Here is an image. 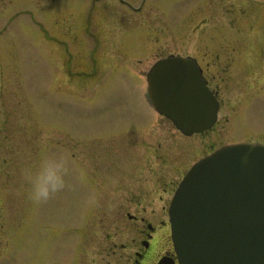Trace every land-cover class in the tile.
Listing matches in <instances>:
<instances>
[{"label":"rangeland","instance_id":"rangeland-1","mask_svg":"<svg viewBox=\"0 0 264 264\" xmlns=\"http://www.w3.org/2000/svg\"><path fill=\"white\" fill-rule=\"evenodd\" d=\"M91 3L0 0V212L7 221L0 234L7 242L0 264H78L81 256L83 264L97 262L105 241L138 237L141 221L128 216L137 214L135 203L105 197L117 196L118 184L139 173L147 177L160 163L163 179L177 180L223 144L263 138L250 132V117L237 121L234 89L227 90L231 106L222 108L205 132L186 136L160 118L146 82L159 43L155 37H138L142 29L132 15L123 30L113 28V49L120 55L129 50L127 61L90 73L95 38L89 32L102 40L111 30L95 20L107 6L103 0L86 22ZM255 124L264 127V117ZM155 152L162 162H153ZM53 154L67 160L66 186L36 205L28 198L22 170ZM148 216L145 220H151Z\"/></svg>","mask_w":264,"mask_h":264},{"label":"flooded vegetation","instance_id":"flooded-vegetation-1","mask_svg":"<svg viewBox=\"0 0 264 264\" xmlns=\"http://www.w3.org/2000/svg\"><path fill=\"white\" fill-rule=\"evenodd\" d=\"M97 1L100 0H92L86 22L92 20V9ZM103 1L107 6L95 20L100 25H110L111 30L106 29V38L102 37V40L92 31L89 32V37L95 38L89 56L92 68L90 73L97 67L113 69L118 60L127 61L129 50L120 55L113 49V43L117 44L113 40V28L120 25L123 30L124 24L132 15L139 20L138 26L142 29L138 37H155V41L159 43L156 60L169 55H180L191 58L197 64L206 85L218 101L217 119L222 108L231 106L227 90L237 91L234 95L238 107L237 121L241 123L250 117L249 120L253 121L250 132L263 137L239 141L264 143V127L255 124L257 117H264V0H137L136 3L134 0ZM119 33L114 35L119 36ZM126 41V44L123 41V45L130 46L131 41ZM243 107L246 108L242 110ZM159 117L164 116L159 114ZM145 152L142 149L140 154L144 163L147 157ZM151 158L155 164L162 162L159 161L162 159L159 152H155ZM188 168L180 173V177L178 174L177 180L166 182L162 177L160 163L152 169L151 174L149 171L147 177L142 178L139 173L131 181L118 184L114 189L117 196L106 194L105 197L110 201L135 203L137 214L128 216L139 219L141 225L137 231L138 237H133L131 242L105 241V251L101 249L97 253L100 258L97 262L95 258L90 259V264H180L171 237L168 211L174 191ZM157 201L160 205L158 209L155 205ZM147 207L150 209L149 213ZM147 214L151 220H145L144 216ZM5 224V215L0 212V234ZM1 240L0 235V251L2 245L7 244ZM97 245L100 249V244ZM82 261L81 256L78 264H83Z\"/></svg>","mask_w":264,"mask_h":264},{"label":"water","instance_id":"water-1","mask_svg":"<svg viewBox=\"0 0 264 264\" xmlns=\"http://www.w3.org/2000/svg\"><path fill=\"white\" fill-rule=\"evenodd\" d=\"M146 82L154 109L182 134L216 122L218 101L191 58L157 59ZM168 214L180 264H264V143L223 144L198 159Z\"/></svg>","mask_w":264,"mask_h":264},{"label":"clouds","instance_id":"clouds-1","mask_svg":"<svg viewBox=\"0 0 264 264\" xmlns=\"http://www.w3.org/2000/svg\"><path fill=\"white\" fill-rule=\"evenodd\" d=\"M67 172V160L54 154L24 168L22 177L29 185L28 198L36 205L47 203L65 188Z\"/></svg>","mask_w":264,"mask_h":264}]
</instances>
